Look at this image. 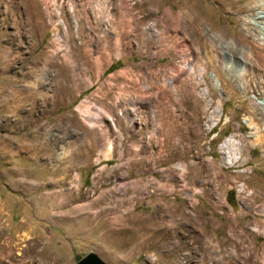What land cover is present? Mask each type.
Returning a JSON list of instances; mask_svg holds the SVG:
<instances>
[{"label": "rangeland", "instance_id": "obj_1", "mask_svg": "<svg viewBox=\"0 0 264 264\" xmlns=\"http://www.w3.org/2000/svg\"><path fill=\"white\" fill-rule=\"evenodd\" d=\"M91 253L264 264V0H0V264Z\"/></svg>", "mask_w": 264, "mask_h": 264}, {"label": "water", "instance_id": "obj_2", "mask_svg": "<svg viewBox=\"0 0 264 264\" xmlns=\"http://www.w3.org/2000/svg\"><path fill=\"white\" fill-rule=\"evenodd\" d=\"M78 264H106L96 254L91 253L82 258Z\"/></svg>", "mask_w": 264, "mask_h": 264}, {"label": "bare ground", "instance_id": "obj_3", "mask_svg": "<svg viewBox=\"0 0 264 264\" xmlns=\"http://www.w3.org/2000/svg\"><path fill=\"white\" fill-rule=\"evenodd\" d=\"M12 238V237H11ZM6 246V249L4 250V252H7V254H9V252L13 251V247L14 245L11 244L10 242H8V244H4ZM31 262L30 261H26L25 263L23 264H30Z\"/></svg>", "mask_w": 264, "mask_h": 264}]
</instances>
